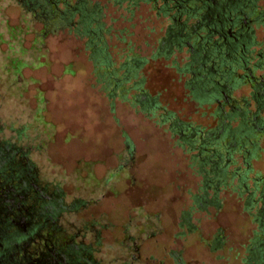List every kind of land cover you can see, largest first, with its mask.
<instances>
[{"label": "rangeland", "instance_id": "1", "mask_svg": "<svg viewBox=\"0 0 264 264\" xmlns=\"http://www.w3.org/2000/svg\"><path fill=\"white\" fill-rule=\"evenodd\" d=\"M23 1L0 0V125L6 135L23 127L44 174L70 197L85 198L74 218L99 219L105 226L106 257L127 263L123 248L131 235L144 239L143 264H175L173 253L180 264H244L261 238L264 264L257 204L244 203L246 191L256 198L255 179L264 174V127L248 137L246 158L236 144L227 167L237 172L219 182L214 203L198 207L193 196L204 182L193 156L200 140L193 147L186 143L172 121L210 130L219 120L218 103L190 93V74L181 72L186 46L154 55L167 17L149 0H88L100 14L88 27L93 37L75 25L56 26L60 12L54 9L63 10V0L49 5L50 17L35 15ZM256 5L263 15L253 27L248 66L264 61V0ZM78 18L75 12L72 23ZM90 42L98 46L96 59ZM131 59L142 65L127 72ZM241 80L229 102L246 101L253 111L247 78ZM137 91L153 98L150 106L140 104ZM219 99L228 111L229 102Z\"/></svg>", "mask_w": 264, "mask_h": 264}, {"label": "flooded vegetation", "instance_id": "2", "mask_svg": "<svg viewBox=\"0 0 264 264\" xmlns=\"http://www.w3.org/2000/svg\"><path fill=\"white\" fill-rule=\"evenodd\" d=\"M37 1L30 0V3L37 4ZM44 1L50 5L60 0ZM63 1L65 9L59 10L56 6L62 20L69 22L77 12L78 28L84 31L89 30V21L98 20L99 8L89 6L88 0H75L73 4ZM137 1L142 0H136L135 4ZM149 1L158 8L157 12L167 17L165 33L154 55L165 57L172 50L186 46L187 61L181 72L190 74L186 82L190 93L201 102L216 100L218 103L219 120L210 130L190 126L178 119L172 121L186 143L193 147L194 142L200 140L193 157L203 176L204 189L193 196V201L203 208L214 203L219 182L230 172L232 175L237 172L227 167L236 144L246 158L250 152L243 146L248 137L264 127V61L257 60L248 66L246 60L253 43V27L260 24L263 13L256 10L257 0ZM100 27L101 23L97 30ZM97 49L93 44L91 55L94 59ZM141 65L142 61L131 59L126 70L135 71ZM255 69L260 70L256 76L252 74ZM241 78H247L253 111L246 101L243 106L229 102L233 99L229 94ZM135 97L143 106H150L153 101L147 92L137 91ZM220 97L225 103L229 102L228 111L223 110ZM232 119H237L233 127L229 124ZM22 128L6 135L0 125V264H114L116 258L111 253L106 257L107 251L102 252L105 226L99 219L78 221L74 218L85 198L81 195L70 197L59 182H53L44 174L33 159L35 147L30 139L24 138ZM245 177L239 174L240 182ZM207 188H213V194L208 195ZM255 189L256 198H252V191H246L244 203L257 204V220L264 229V174L255 179ZM183 219L190 229L189 215L185 214ZM143 241L141 237H128L123 251L127 253L125 258L128 256L130 260L125 264H143L140 262ZM217 243L218 238L214 245ZM262 244L261 238L255 239L244 264H261ZM173 254L175 264H180Z\"/></svg>", "mask_w": 264, "mask_h": 264}, {"label": "trees", "instance_id": "3", "mask_svg": "<svg viewBox=\"0 0 264 264\" xmlns=\"http://www.w3.org/2000/svg\"><path fill=\"white\" fill-rule=\"evenodd\" d=\"M32 1H34V0H32ZM23 2L25 3L24 5H27L30 9H32V11L35 12V15H43L44 13H47L48 14V15L46 14L47 16H49V17L52 16L51 10H50V7H49V4H47L46 1H44V0H38L37 1V4H31L30 3V0H24ZM56 10L57 9H54V13L55 12L59 13V11L58 10L56 11ZM43 11H44V13H43ZM78 19H80V18H78ZM78 21L79 20H77V22H75V23H72V18H71L70 21L67 22L65 20H62L61 17L59 16L58 19H57V22L55 24H56V26H58V25H61V26H65V25H68V26L69 25H75L78 28V26H79L78 25ZM45 22H46L45 24H47V25L50 24V22H48L47 20ZM89 22L91 23L92 21H89ZM90 23H89V26H90ZM52 24H54V22ZM85 32H87L89 35H93V32H89V31H85ZM93 37H95V36L93 35ZM93 44L94 43H91L90 42L89 45L91 46V48H93ZM183 69H184V67H183Z\"/></svg>", "mask_w": 264, "mask_h": 264}]
</instances>
